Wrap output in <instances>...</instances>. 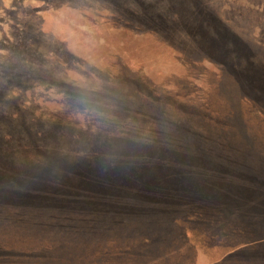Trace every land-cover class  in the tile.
Masks as SVG:
<instances>
[{
	"label": "rangeland",
	"instance_id": "374dc122",
	"mask_svg": "<svg viewBox=\"0 0 264 264\" xmlns=\"http://www.w3.org/2000/svg\"><path fill=\"white\" fill-rule=\"evenodd\" d=\"M215 40L239 46L226 53ZM212 47L215 57L200 58ZM246 58L264 62V0H0V263L40 264L45 242L54 248L45 264L66 263L60 238L86 241L97 200L110 199L71 195L66 178L87 183L107 153L109 180L130 167L132 219L214 218L222 251L243 249L205 261L264 264V101L248 87ZM183 119L210 148L202 158L183 149L191 131L174 124ZM99 123L129 132L128 163L116 164L124 151ZM49 187L63 213L31 204L46 202L38 193ZM165 201L172 206L160 208ZM7 202L28 206L13 212ZM194 245L177 246L180 257L190 252L187 264L204 262ZM83 251L75 261H104ZM166 252L167 264L185 263ZM136 256L153 261L147 250Z\"/></svg>",
	"mask_w": 264,
	"mask_h": 264
},
{
	"label": "trees",
	"instance_id": "16d2710c",
	"mask_svg": "<svg viewBox=\"0 0 264 264\" xmlns=\"http://www.w3.org/2000/svg\"><path fill=\"white\" fill-rule=\"evenodd\" d=\"M214 42H216L214 47H217L220 50L225 51L226 53H230L232 51L231 49H234L239 46L230 45L228 41L224 40H215ZM213 51L216 50L212 47L210 51V54L212 55L209 54V56H200V58L203 57L204 59H211L215 57V55H213ZM222 56L223 55L221 54L216 55V57L220 58H223ZM225 58H227L225 59V61L231 60L229 57ZM235 62H237V66L239 65V63H242L240 59L235 60ZM246 62L248 64V66H245L247 73L251 74L252 78L254 79H246L247 83L250 84L248 87H251L254 90L255 95H258L259 99H261L260 101H264V82L259 83V80H256V76L260 77L261 79L262 75H264V62H260V64L257 63V61H253L252 59L247 58ZM252 67H254V69H252ZM247 73L245 72V74ZM259 85L263 87H258ZM258 113L259 109L256 108L245 109V115H248V117H252L253 115L255 118L257 117V115H259ZM172 121L173 119H170V122ZM186 122H188V120L185 119L181 120L180 122H174V124H179L178 129L176 130H178L181 134H187L188 131H191L190 134H188L190 136L187 135L188 140H183V149L190 150L194 154H197L198 156L200 155L199 158H202L203 154L205 156L209 153L210 148L208 145L200 142L201 139L199 138V134L197 132H201V130L196 131V128H189L190 126ZM115 124L116 123H110V127L106 128L105 125L101 127V123H99L100 134L102 133L101 137L103 138L106 136V133H109L111 143L114 144L117 149L124 151L121 153L124 156L121 155L118 157H114L116 164L128 163V161H130V134L127 131H124V133H122L121 131L116 130ZM191 135H194V137H192ZM195 139L198 140V142H196ZM104 154H106L105 157ZM104 154H102L104 160L101 161V159H99L98 162L101 169L98 171L96 170L94 174H91L90 179H88L87 183H79L77 182V180H72V177H69L68 179L66 178V180L69 181V191L71 195L81 194L82 197L94 195L98 198L110 197V199L106 202L97 200V204H100L97 208L98 216L90 215V219H88L87 223L85 224L86 230L84 233L90 232V235L86 241H83V239H81V244L77 243L76 245V241L72 240L73 238H69L70 235H66L60 238L64 241V244L62 245V248L58 250H61L62 255L66 258V263L58 264H140L136 259L138 257L136 255L137 253H141V251L143 250H147V253L153 256V259H151L153 261L149 264H167L166 262L173 261L174 257L172 255H169L166 251L170 253L172 252L177 260H179V258L182 259L183 257V261H185L184 264H187L189 262V259L191 258L188 255L190 252H187L184 256L180 257L176 253V249L179 244H182L183 248L185 247L187 250H189L194 245V239L196 241L195 245H197V259L199 257L200 261H204L200 262V264H209L208 261H205V259H217L218 257V261L224 262L228 254L233 252L239 253L238 251L243 249L242 247H238L239 245H235L232 249H229L227 251L225 250L229 253H225V251H222L221 244H217L219 243L217 241V238H212L214 234L210 229L212 227V221L213 223H215L216 219L209 217L207 218V216L206 219H200L196 215L194 217L189 216L188 214L189 217H185L184 220H181L183 219V217L181 218L179 216L174 219H164L162 216H151L150 211V216L148 215L146 218H137V220L132 219V217H130V182L127 180L130 178V167L123 164V168L118 170L119 173L117 172L118 175L114 173V180H109L108 175H106V173L108 174L107 171L109 169L108 161H110V158L112 157L110 156V154ZM90 172L93 171L90 170ZM205 188L206 187H204V189ZM204 189H198L193 192L200 194L199 192L203 191ZM189 190L192 192L191 189ZM52 192L55 193V191H53L50 187L44 189L43 191L39 192L38 195H40L41 198H44L46 202L39 204V202L34 203L32 201L31 204L55 207L51 209L49 208V210L57 209V211L63 213V211H66L67 204H65L63 201H51ZM187 193H189L188 190ZM241 197L242 196L238 198V201ZM88 201L90 200H86V202ZM7 203H9L8 205L10 206H14L13 212H16V208L18 206H28L24 202ZM139 203L140 205H144L145 207L152 206V203L148 200H139ZM175 205L179 206L181 204L175 203ZM170 206H172V204L167 201H165L162 206L159 205V207L162 209ZM187 208L190 209L188 211H191L192 205H188ZM73 219H75L76 221L75 217H73ZM177 225L184 227V230L181 231V233L177 232L176 229H171L172 227ZM68 232L73 234L78 233L79 231L69 230ZM45 243L50 244L49 242ZM46 244L45 247L41 249L44 253L42 254L43 259H41L42 261L40 262V264H45V261L48 257V253L53 248L49 245L46 246ZM218 246L220 247L218 248ZM78 247L82 248L84 250L83 252H87V250H92L94 252H98L99 256L104 257L105 255L104 261L101 257L97 259H88L89 256L82 257L85 260L75 261V251L77 252V250L79 249ZM198 248L201 251L200 254ZM210 251L215 254H212ZM10 255L13 257L18 256L15 253H10ZM209 255H211V257H209ZM251 259L253 261L255 260V258L249 257V264H254ZM130 261H132V263ZM18 263L20 262H11L10 259H5L4 262H1L0 264Z\"/></svg>",
	"mask_w": 264,
	"mask_h": 264
}]
</instances>
